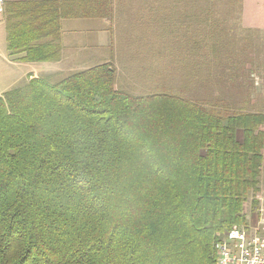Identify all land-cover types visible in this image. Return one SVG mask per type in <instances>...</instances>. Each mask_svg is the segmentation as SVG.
Returning <instances> with one entry per match:
<instances>
[{"label":"trees","instance_id":"trees-1","mask_svg":"<svg viewBox=\"0 0 264 264\" xmlns=\"http://www.w3.org/2000/svg\"><path fill=\"white\" fill-rule=\"evenodd\" d=\"M59 7L6 3L15 60H60ZM30 76L0 95V264H215L258 190L264 114L134 95L110 63Z\"/></svg>","mask_w":264,"mask_h":264},{"label":"rangeland","instance_id":"rangeland-1","mask_svg":"<svg viewBox=\"0 0 264 264\" xmlns=\"http://www.w3.org/2000/svg\"><path fill=\"white\" fill-rule=\"evenodd\" d=\"M189 4L192 6L186 10L190 11L183 12L179 17L160 19L162 26L159 36L154 39L155 44L160 43V58L155 55L153 60L145 62L146 58L151 56L150 48L130 51L129 45L122 43L118 52L121 54L120 57L124 56L123 59L119 58L116 61L108 55L109 49L100 48L97 49V57L91 63L82 61L84 63L80 64V70L110 63L115 72L116 88L134 95L166 92L188 98L206 108L221 110L222 113L244 111L264 114V30H251L241 26L239 0H211V2L203 0ZM122 20L124 19H119ZM168 20L177 22V27L163 26ZM4 22L5 15L2 21L0 20L1 96L10 88L26 83L31 74L49 73L53 79L59 80L78 71L70 70L72 69L69 65L70 59L63 58L60 61L62 56L66 57L62 50L58 63L47 62L51 63L49 66L34 65L36 63L18 65L16 58H13L6 48ZM117 30L112 29L109 32L110 38L115 39L114 34ZM152 33V30L145 28L146 42L150 41ZM156 51L155 47L154 52L157 53ZM132 52L138 55V64L139 62L145 64L143 69L140 67V73H136L135 81L123 75L115 66V63H121V70H126L128 63L133 64L127 56ZM107 57L109 59H106ZM149 63H153V66ZM25 70L27 71L23 76ZM262 129L264 130V125ZM261 152L263 160L258 190L250 192L243 205L246 225H238L248 230L257 227L258 208L259 205H264V147ZM253 198L257 201L256 209L252 208ZM258 226L261 232L262 224ZM225 232L218 240L224 237ZM212 251L215 259L213 245Z\"/></svg>","mask_w":264,"mask_h":264},{"label":"crops","instance_id":"crops-1","mask_svg":"<svg viewBox=\"0 0 264 264\" xmlns=\"http://www.w3.org/2000/svg\"><path fill=\"white\" fill-rule=\"evenodd\" d=\"M23 1V0H4L7 2ZM60 4V44L62 52L70 59L69 65L71 71L80 70L79 66L82 61L91 63L97 57V49H109L108 54L111 58L118 61L120 46L126 43L130 51L136 49L150 48V57L147 60H153L159 56L160 43L156 42L155 37L159 36L162 21L165 18H177L183 12L191 8L193 1L203 0H51ZM211 2V0H208ZM241 2L240 24L243 28L251 30H264V0H239ZM5 13V8L2 17ZM119 19H124L119 21ZM165 21V20H164ZM177 27V22L168 20L163 26ZM5 26V23H4ZM149 28L152 30V37L146 42L144 30ZM112 29H119L110 38L109 32ZM112 33V32H111ZM155 33V34H154ZM128 40H126V38ZM125 39V40H124ZM155 47L157 53L154 52ZM133 53V54H132ZM127 55L133 64L128 63L127 69H123L122 65L115 63V66L123 75H127L130 80L135 81L136 73H140L143 69L144 62L137 63L138 58L135 52ZM16 57V56H15ZM106 59H109L108 57ZM123 59V58H122ZM18 65L23 63L34 64L39 66H49L47 62H21L16 60ZM59 61V62H60ZM125 62V61H123ZM58 63V62H57ZM148 63V62H147ZM153 63H149L152 65ZM89 65V64H88ZM119 65V66H118ZM141 67V69H140ZM79 68V69H78ZM27 70L23 72L25 75ZM145 70H143L144 72ZM30 73L33 71H29ZM28 72V73H29ZM148 72V71H145ZM34 73V72H33ZM30 76V75H29Z\"/></svg>","mask_w":264,"mask_h":264},{"label":"built area","instance_id":"built-area-1","mask_svg":"<svg viewBox=\"0 0 264 264\" xmlns=\"http://www.w3.org/2000/svg\"><path fill=\"white\" fill-rule=\"evenodd\" d=\"M4 8L5 2L0 0V16ZM258 212L257 227L248 230L234 225L224 239L214 242L215 264H264V205H259Z\"/></svg>","mask_w":264,"mask_h":264},{"label":"bare ground","instance_id":"bare-ground-1","mask_svg":"<svg viewBox=\"0 0 264 264\" xmlns=\"http://www.w3.org/2000/svg\"><path fill=\"white\" fill-rule=\"evenodd\" d=\"M226 233V232H225Z\"/></svg>","mask_w":264,"mask_h":264}]
</instances>
